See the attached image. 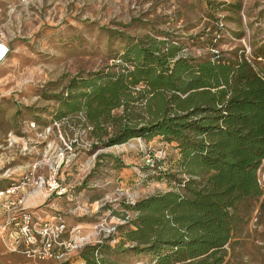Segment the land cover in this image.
I'll use <instances>...</instances> for the list:
<instances>
[{
	"label": "trees",
	"instance_id": "trees-1",
	"mask_svg": "<svg viewBox=\"0 0 264 264\" xmlns=\"http://www.w3.org/2000/svg\"><path fill=\"white\" fill-rule=\"evenodd\" d=\"M218 32L211 49L224 41ZM119 35L123 45L108 51L109 65L49 97L50 120L87 131L91 151L134 140L171 146L177 157L167 173L161 150L145 147L153 163L140 160L147 177H167L173 190L124 205L136 216L118 228L121 242L87 245L70 264H226L252 213L264 214L256 181L264 160V47L250 57L241 47L192 57L168 34Z\"/></svg>",
	"mask_w": 264,
	"mask_h": 264
},
{
	"label": "rangeland",
	"instance_id": "rangeland-1",
	"mask_svg": "<svg viewBox=\"0 0 264 264\" xmlns=\"http://www.w3.org/2000/svg\"><path fill=\"white\" fill-rule=\"evenodd\" d=\"M218 29L224 41L211 49ZM162 33L192 57L234 47L250 57L264 47V0H0V44L9 49L0 64V187L28 178L24 192L36 199L29 205L34 213L41 220L62 216L88 245L110 237L111 246L118 244V228L136 216L124 205L173 190L171 179L144 174L140 155L148 152L142 150H161L166 173L176 151L157 140L91 151L87 131L51 122L56 104L49 97L78 74L109 65L108 51L123 45L119 34L165 40ZM54 181L66 190L62 196L51 193ZM232 247L226 264H264L258 209ZM0 264L15 263L0 257Z\"/></svg>",
	"mask_w": 264,
	"mask_h": 264
},
{
	"label": "built area",
	"instance_id": "built-area-1",
	"mask_svg": "<svg viewBox=\"0 0 264 264\" xmlns=\"http://www.w3.org/2000/svg\"><path fill=\"white\" fill-rule=\"evenodd\" d=\"M9 49L0 44V60L6 58ZM143 160L151 165L153 159L145 154ZM0 187V242L6 253L19 254L34 264L55 262L66 264L72 254L89 244L77 227L68 228L66 220L56 215L41 220L27 204L28 193L24 192L26 181ZM257 185L264 190V160L256 177ZM43 180L39 188L43 187ZM51 193L62 196L65 189L56 181ZM256 220V219H255ZM254 220V221H255Z\"/></svg>",
	"mask_w": 264,
	"mask_h": 264
},
{
	"label": "crops",
	"instance_id": "crops-1",
	"mask_svg": "<svg viewBox=\"0 0 264 264\" xmlns=\"http://www.w3.org/2000/svg\"><path fill=\"white\" fill-rule=\"evenodd\" d=\"M35 201H36L35 198H33V199L30 198L27 200V204L32 205V204L36 203ZM0 248L3 249L1 242H0ZM2 252H3V254H1L0 257H5V259H8L9 261L14 262L15 264H34V263L26 260L23 256H21L19 254L6 253L4 250Z\"/></svg>",
	"mask_w": 264,
	"mask_h": 264
},
{
	"label": "bare ground",
	"instance_id": "bare-ground-1",
	"mask_svg": "<svg viewBox=\"0 0 264 264\" xmlns=\"http://www.w3.org/2000/svg\"><path fill=\"white\" fill-rule=\"evenodd\" d=\"M5 60V58L3 60H0V64Z\"/></svg>",
	"mask_w": 264,
	"mask_h": 264
}]
</instances>
